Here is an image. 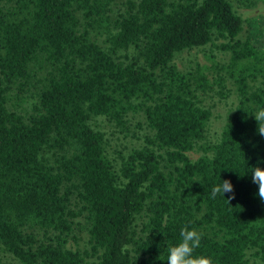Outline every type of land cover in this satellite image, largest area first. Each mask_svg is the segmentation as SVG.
Instances as JSON below:
<instances>
[{
  "label": "trees",
  "instance_id": "16d2710c",
  "mask_svg": "<svg viewBox=\"0 0 264 264\" xmlns=\"http://www.w3.org/2000/svg\"><path fill=\"white\" fill-rule=\"evenodd\" d=\"M109 2L0 0V260L167 264V245L187 226L201 234L197 254L249 264L251 249L253 264H264V202L249 174L264 161L251 115L264 107V26L253 19L240 38L230 0H125L113 19ZM217 39L225 63L184 71L173 62ZM29 65L48 69L23 115L7 106L6 93L21 89ZM227 80L234 103L207 145L211 111L197 92L226 97ZM128 112H141L150 133L116 166L88 118L122 127ZM195 145L209 152L191 157ZM223 179L235 199L211 197ZM77 216L87 234L82 249L67 245Z\"/></svg>",
  "mask_w": 264,
  "mask_h": 264
},
{
  "label": "rangeland",
  "instance_id": "374dc122",
  "mask_svg": "<svg viewBox=\"0 0 264 264\" xmlns=\"http://www.w3.org/2000/svg\"><path fill=\"white\" fill-rule=\"evenodd\" d=\"M125 0H110L108 7V15L111 19L115 18L124 8L123 2ZM234 11L240 16L242 20V30L239 34L240 38H244L247 34L249 22L255 19L258 25L264 26V0H230ZM79 16V13L77 12ZM91 37L97 42L102 43V36L90 32ZM219 39L209 41L203 45L183 49L175 53L173 62L182 70L192 69L194 65L200 64L204 67L210 65L223 64L228 60V52L218 47ZM129 54L134 52V47L130 46L126 51ZM30 66V75L24 82L21 89L12 84L7 91V106L23 115L31 111V104L35 101L36 79L43 77L47 66L36 68ZM206 71V70H204ZM210 72V71H208ZM210 76V74L208 73ZM225 87L230 88L229 94L226 97L219 96L213 91L197 92L198 98L211 111L209 120L206 126L205 143H213L219 136L220 129L226 119V115L231 110L234 103L233 85L227 80ZM217 89V86L214 87ZM88 123L94 129H98L103 133L106 153L114 165L119 162L118 155L127 152L133 147L140 146L143 141L144 134L150 133L146 126L143 114L141 112H128L124 116V125L117 127L114 123L103 115H92L88 118ZM202 152H209L203 150L199 145H195L189 151L191 157H197ZM46 156L50 155L49 151L44 153ZM117 166V165H116ZM115 166V167H116ZM140 219V216H139ZM74 227L72 233L67 239V245L73 249H82L87 245V234L85 231V224L82 216L74 218ZM251 249L247 250V257L249 264H253L255 258L249 253ZM0 264H17V261L8 254H4L0 260Z\"/></svg>",
  "mask_w": 264,
  "mask_h": 264
},
{
  "label": "clouds",
  "instance_id": "9594fccd",
  "mask_svg": "<svg viewBox=\"0 0 264 264\" xmlns=\"http://www.w3.org/2000/svg\"><path fill=\"white\" fill-rule=\"evenodd\" d=\"M256 121V135L264 138V107H259L251 114ZM255 148L256 145L253 144ZM259 161L256 166L251 168L250 176L251 182L258 187L256 195L261 202H264V167H260ZM246 175V174H245ZM244 175H240L243 177ZM226 193H230L227 200L235 199L234 185L230 179H223L221 183L213 186L211 190V197L215 198L218 194L225 197ZM201 234L195 228L187 226L181 228L179 233V240L173 244L169 242L167 245V264H218L216 260L207 254H197L196 250L201 246ZM125 249H122V252Z\"/></svg>",
  "mask_w": 264,
  "mask_h": 264
}]
</instances>
